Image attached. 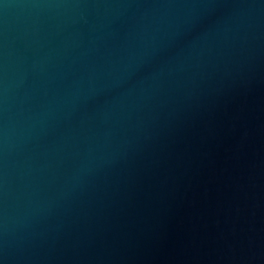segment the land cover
<instances>
[{"label": "water", "instance_id": "95a60500", "mask_svg": "<svg viewBox=\"0 0 264 264\" xmlns=\"http://www.w3.org/2000/svg\"><path fill=\"white\" fill-rule=\"evenodd\" d=\"M0 264H264V0H0Z\"/></svg>", "mask_w": 264, "mask_h": 264}]
</instances>
